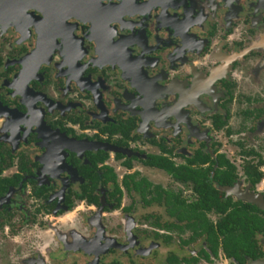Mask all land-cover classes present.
Here are the masks:
<instances>
[{
  "label": "flooded vegetation",
  "instance_id": "flooded-vegetation-1",
  "mask_svg": "<svg viewBox=\"0 0 264 264\" xmlns=\"http://www.w3.org/2000/svg\"><path fill=\"white\" fill-rule=\"evenodd\" d=\"M61 7L0 0V264H95L64 238L135 210L103 223L176 239L164 264L264 261V0ZM236 212L232 254L217 223Z\"/></svg>",
  "mask_w": 264,
  "mask_h": 264
},
{
  "label": "rangeland",
  "instance_id": "rangeland-1",
  "mask_svg": "<svg viewBox=\"0 0 264 264\" xmlns=\"http://www.w3.org/2000/svg\"><path fill=\"white\" fill-rule=\"evenodd\" d=\"M222 149L228 154L231 153V146H229V144L224 146ZM155 177L158 180L162 179L159 176ZM234 190L236 192L237 189L235 188ZM132 213L131 216H126L119 212L107 214L105 217L100 216L98 212L90 215L89 220H92L93 222L92 238L86 239V236L80 233L79 237L82 243L78 241L79 244L75 241L76 236L70 237V240L69 238L67 240L64 238L66 246L63 244V246L60 247V256H68V253H70L73 255H69L68 257L73 256V260L74 258H78L75 257L77 255L82 257V251H85L84 255H87V250L93 251L94 249L93 253H91L94 256L93 263L95 262V264H164V258L169 251L178 250L176 239H173L169 247L162 246L156 242H149L147 238H143L138 233L135 235L133 232H130L129 225L122 227L116 225V228L108 226V224L112 225L113 222H134V219L135 222H142L141 218L143 211L135 210ZM81 219L82 217L80 216L72 215L71 222H76L77 220L80 221ZM103 222L111 223L106 225ZM62 226L65 227L66 225ZM59 230L57 231V234H61ZM22 236L24 235L22 234ZM6 239L8 238H3L0 232V252L5 251L7 246L13 248L12 242L7 241ZM106 244L110 246L107 247L109 248V253H107L108 251L105 252L103 249ZM71 245L74 247L72 248ZM92 247L93 249H91ZM196 248L197 246L193 245L191 251H195ZM91 253L88 255H91ZM87 262V264H92L89 260ZM260 264H264V261H260Z\"/></svg>",
  "mask_w": 264,
  "mask_h": 264
},
{
  "label": "trees",
  "instance_id": "trees-1",
  "mask_svg": "<svg viewBox=\"0 0 264 264\" xmlns=\"http://www.w3.org/2000/svg\"><path fill=\"white\" fill-rule=\"evenodd\" d=\"M205 199L204 201H202ZM208 198H205V195H201V200L196 204V206H204L203 204L206 203L207 207L204 206L206 209H209L208 207ZM224 211V208L222 207L221 209ZM193 211H195L193 209ZM240 219L239 213H230L228 214L221 222L217 223L218 228L222 231L223 238H222V243H223V248L226 252L232 253L235 252L236 250H246L250 246V239L248 237V232L246 231L247 226L245 224H241L239 222H233ZM238 224L239 227L242 228V231H239L238 237L235 235L234 227L235 225Z\"/></svg>",
  "mask_w": 264,
  "mask_h": 264
},
{
  "label": "water",
  "instance_id": "water-1",
  "mask_svg": "<svg viewBox=\"0 0 264 264\" xmlns=\"http://www.w3.org/2000/svg\"><path fill=\"white\" fill-rule=\"evenodd\" d=\"M92 0H47V2H50L51 4L59 3L62 5L61 9L63 11L67 9H75V10H82L87 9L89 2ZM49 10V9H48Z\"/></svg>",
  "mask_w": 264,
  "mask_h": 264
}]
</instances>
